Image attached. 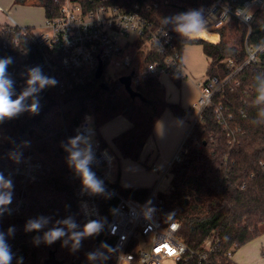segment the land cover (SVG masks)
I'll list each match as a JSON object with an SVG mask.
<instances>
[{"label": "trees", "instance_id": "trees-1", "mask_svg": "<svg viewBox=\"0 0 264 264\" xmlns=\"http://www.w3.org/2000/svg\"><path fill=\"white\" fill-rule=\"evenodd\" d=\"M84 1L88 5L93 1L120 6L139 13L153 25L165 27L174 38L182 64L185 48L201 45L209 60L207 77L227 80L225 91L215 95L188 134L181 161L171 166V196L160 194L159 212L164 224L179 221L180 235L190 249L199 252L206 242H214L212 255L203 264H237L228 260L226 254L234 248L235 253L264 233V101H258L259 89L264 83V52L257 63L247 64L234 74L235 68L247 59L248 29L245 26L235 20L229 21L219 31L217 44L190 41L176 31L174 18L177 15L188 13L189 9L200 13L215 0ZM14 4L40 7L49 19L59 15L62 0H14ZM1 29L0 58L12 59L7 72L18 70L21 51L27 53L29 68L42 67L41 55L31 37L8 24H0ZM251 29L249 44L260 47L264 44V11H255ZM163 59L154 51L142 61L147 66L161 63ZM228 61H232L233 66H228ZM42 72L48 75L45 70ZM170 79L177 86L182 83L177 73ZM131 88L133 94L127 92L118 78L106 75L61 94L45 87L34 94L37 99L47 89L38 113L28 111L10 124H0V171L5 165L22 163L30 150L32 157L44 165L41 181L25 192L24 210L14 217H0V231L5 233L13 253L11 264H43L51 253L63 264H113L110 253L96 245L86 246L85 237L78 248H73L72 232L83 229L78 221L74 188L68 180V175L75 171L69 159V139L74 138L75 128L86 116L93 118L97 131L122 116L131 125L114 137L113 149L117 156L119 153L125 159L140 162L142 152L166 110H171L178 118H187L179 104L168 102L160 75L147 74L141 81H134ZM23 90V87H15L18 95ZM220 108L225 126L220 125L216 117V110ZM99 140L102 146H108ZM11 179L13 192L19 195L21 180ZM116 188L122 196L139 201L146 200L152 190L124 187L119 182ZM101 201L105 213H111L117 205V199L110 193H106ZM40 218L46 221L41 229H27L30 220ZM51 220L54 225L47 228ZM64 221H70L76 227L72 228ZM13 227L14 233L9 234V228ZM56 227L63 228L66 235L47 244L43 240L44 234ZM90 253H95L94 259H89ZM183 264L198 263L193 260Z\"/></svg>", "mask_w": 264, "mask_h": 264}, {"label": "built area", "instance_id": "built-area-1", "mask_svg": "<svg viewBox=\"0 0 264 264\" xmlns=\"http://www.w3.org/2000/svg\"><path fill=\"white\" fill-rule=\"evenodd\" d=\"M257 10L264 11V0H215L200 12L204 30L195 38H187L190 41L217 44L220 41L219 31L229 21L235 20L245 26L248 29L245 41L247 59L242 66L235 68L236 74L245 65L257 63L264 52V44L257 48L249 44L251 24ZM8 25L18 28L24 36L33 39L41 55V70H45L50 78L57 81L56 85L47 86V89H54L60 94L67 89L92 82L97 78L100 66L102 77H131L132 84L134 81H141L147 74L170 78L172 74L177 73L182 81L186 79L183 64L180 62L181 54L172 34L165 27L153 25L139 13L120 6H107L93 1L88 5L84 0H62L59 15L47 19L45 31L40 34H35L33 30L21 27L14 21ZM2 31L3 29L0 30V41L3 39ZM16 44L20 45L18 41ZM154 51L163 56V61L144 65L142 60ZM27 64V53L21 51L18 70L7 72L14 80L15 87L27 86L26 80L31 69ZM227 64L233 66L232 61ZM226 81L207 77L200 84V97L187 112V115L194 116L188 134L204 109L211 105L215 95L225 91ZM47 89L37 98L40 106L44 102ZM32 102L33 98L25 100L29 106ZM28 111L25 110L13 118H6L0 124H10L22 118ZM216 117L220 125H226L222 108L216 110ZM64 132L67 134L66 128ZM77 135L82 137L81 142L85 144V147L80 149L90 150L93 156L90 167L105 189L100 194L92 193L84 187L76 170L68 175V180L74 188L79 209L78 220L82 228L84 229L90 221L101 224L98 233L83 236L87 238V243L101 246L104 251L110 253L113 264H183L193 260L198 264L207 262L212 255L213 241L206 242L199 252L192 250L180 235L179 221L173 220L164 224L161 220L160 194L170 197V188L160 192L158 184L152 188L144 201L122 196L116 188L118 156L111 147L102 146L91 116H86L75 128L74 137ZM184 142L168 164L165 176L169 174L175 162L181 161L185 152ZM1 171L6 177L21 180L20 194L15 195L13 192L8 210L0 215L2 218L14 217L24 210L26 190L41 181L44 165L32 157L30 150L22 163L5 165ZM106 193L117 199V205L111 213H105L103 210L101 199ZM234 250L226 254L228 260L234 261Z\"/></svg>", "mask_w": 264, "mask_h": 264}, {"label": "clouds", "instance_id": "clouds-1", "mask_svg": "<svg viewBox=\"0 0 264 264\" xmlns=\"http://www.w3.org/2000/svg\"><path fill=\"white\" fill-rule=\"evenodd\" d=\"M174 19L176 22V31L185 37L195 38L204 30V23L198 11L179 14ZM10 63H12L10 57L0 58V122H3L6 118H13L25 110H29L34 114L38 113L40 109L39 100L35 98L34 94L39 93L47 86H54L57 83L55 78L44 75L40 67H33L28 73V78L26 80L27 86L21 94L16 95L15 82L7 74V68ZM259 93L258 101H264V83H262ZM29 97H33V102L30 106L25 103L26 98ZM81 141L82 137L79 135L70 140L69 159L74 164L76 172L80 175L84 187L92 193H103L105 191L103 183L97 178L95 172H93L90 167L93 156L90 150H81L79 148ZM13 189L14 184L10 176L6 177L5 174L0 171V215H2L5 210H8L7 206L11 204L13 198ZM44 223H46L44 218L30 220L27 224V229L39 230ZM64 223L72 228L76 227V225L70 221H64ZM100 229L101 224L99 222L90 221L85 225L83 231L72 232L70 238L73 241V248H78L80 246L83 236H91L98 233ZM14 231V227L8 230L9 234L14 233ZM65 235L66 232L63 228L56 227L47 231L44 234L43 240L47 244H52ZM36 242H40L39 238H36ZM64 243L67 244L68 241L65 240ZM94 258L95 253H90L89 259ZM12 259L13 253L6 242L5 233L0 231V264H11Z\"/></svg>", "mask_w": 264, "mask_h": 264}, {"label": "rangeland", "instance_id": "rangeland-1", "mask_svg": "<svg viewBox=\"0 0 264 264\" xmlns=\"http://www.w3.org/2000/svg\"><path fill=\"white\" fill-rule=\"evenodd\" d=\"M13 1L14 0H0V7H2L5 10V13L2 12V10L0 11L1 21L4 20V17H6V15H9L21 27L32 28L35 34H40L45 31L47 19L45 17L44 11L40 7H34L29 5H26L24 7H13ZM190 11L191 10L189 9V12ZM181 14L184 13L182 12ZM199 48L200 45H188L184 50V58L185 61L189 60V62H191V65L196 66L198 69H201V71L203 72L201 73L200 76L204 75L202 80H206L207 79L206 76L207 64L205 63L206 59L205 56L203 58V54L201 53V50ZM188 54H190L191 58ZM161 81L166 88L168 97L174 95L177 96V94H181V92H183L184 100H189V99H193L198 95L196 84L192 81L188 83H182L180 86H177L174 83H172V80L167 76H161ZM193 120H194V116H191L190 121L188 122L189 125L188 131L192 126ZM157 138L159 140L151 139L149 147H152V151L146 148L145 151L142 153L140 162L127 160L121 157L120 154L118 153L119 160L117 161V167H116V173L118 177L120 176L121 173V175L125 174L132 178H140V180H143L144 182H150V181L154 182L155 177H159L160 179L174 156L171 157L170 160L168 159L169 161L168 160L164 161L165 156H163L162 153L158 151V149L161 148V146L168 147L171 142L165 136L163 137V140H160L161 139L160 136ZM181 144L178 145L177 150H179ZM82 147H85L84 142H81L79 144V148ZM151 152H155V154L153 155V153L151 154ZM127 163L129 164V166L126 165ZM166 188L167 187H165V185H161L160 187L162 192H164ZM47 225H48L47 228H50V225L53 226L54 223L51 220L47 223ZM87 244H89L90 246L94 245L90 243ZM98 247L102 248L101 246ZM233 259L239 264H264V233L259 238L255 239L254 241L246 244L245 246L235 251Z\"/></svg>", "mask_w": 264, "mask_h": 264}, {"label": "crops", "instance_id": "crops-1", "mask_svg": "<svg viewBox=\"0 0 264 264\" xmlns=\"http://www.w3.org/2000/svg\"><path fill=\"white\" fill-rule=\"evenodd\" d=\"M13 7H24V6L23 5H15L14 1H13ZM1 10H2V12L5 13V10L2 7H0V11ZM3 17H4V15H3ZM11 21L16 22L11 16L6 15V17H4V20H2V21L0 20V24H9V23H11ZM17 25H19V24H17ZM199 49L201 50V53L203 54V58L205 56V59H206L205 63L207 64L206 67L208 68L209 60L203 52V47L200 45ZM188 55L190 56V54H188ZM190 58H191V56H190ZM183 71H184V74L186 75V79L183 80L182 83H188L190 81L194 82L196 84V87L198 90V95L196 97H194L193 99L184 100L183 92H181V94H177V96L174 95V96H170V97H168V94L166 92V97H167L168 102L179 104L186 111L187 118L186 119L178 118L177 116H175L172 113L171 110H166L164 112V114L162 115V117L160 118L156 128L154 129L153 135L151 136L152 140H159L157 138L159 136L161 137L160 140H163V137L165 136L171 142L168 147H164V146L162 147L161 146V148L158 149V151L160 153H162L163 156H165L164 161L168 160V159L170 160V158L173 157L175 152L177 151L178 145H180L182 143V141L184 142V137H186V134L188 131V126H189L188 122L190 121V118H191L190 115H187V112L198 101V99L200 97V93H201L200 84L204 81V80H202L204 75L200 76L203 71H201V69H198L196 66L191 65V62H189V60L185 61L184 55H183ZM130 125H131L130 122L125 117H122V116L117 117L116 119L108 122L107 124H105L104 126H102L98 130V138L105 141V143H107L108 146L113 149L114 146H113L112 141H113L114 137L117 136L118 134L122 133L126 129H128L130 127ZM151 139L148 140L143 152L145 151L146 148H148L150 151H152V147H149ZM152 153H153V155L155 154V152H151V154ZM127 160H129V159H127ZM130 161H132V160H130ZM126 165L129 166L128 163ZM164 174H165V172L162 174L160 179H159V177H155L154 182H151V181L150 182H144L143 180H140V178H132V177H129L125 174L121 175V173H120V176L118 177V182H119L120 186H124V187L154 188L155 186L160 184L159 191L162 192L160 189L161 185H165V187H167L166 189H168L170 187V176H169V174H167L166 176ZM168 176H169V178H168ZM237 264H239V263H237Z\"/></svg>", "mask_w": 264, "mask_h": 264}, {"label": "water", "instance_id": "water-1", "mask_svg": "<svg viewBox=\"0 0 264 264\" xmlns=\"http://www.w3.org/2000/svg\"><path fill=\"white\" fill-rule=\"evenodd\" d=\"M96 77L97 79H100L102 77V66L99 67ZM119 82L125 87V89L127 90L129 94H133V90L131 88V84H132L131 77H122L119 79ZM105 256H107V254H105ZM43 264H63V263L56 259V256L54 253H51L50 257L43 261ZM87 264H90V263H87Z\"/></svg>", "mask_w": 264, "mask_h": 264}]
</instances>
